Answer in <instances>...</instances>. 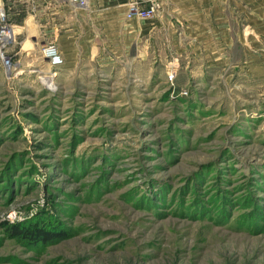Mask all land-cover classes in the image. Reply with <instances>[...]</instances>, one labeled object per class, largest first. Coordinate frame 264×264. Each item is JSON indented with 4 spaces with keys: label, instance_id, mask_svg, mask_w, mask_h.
<instances>
[{
    "label": "rangeland",
    "instance_id": "1",
    "mask_svg": "<svg viewBox=\"0 0 264 264\" xmlns=\"http://www.w3.org/2000/svg\"><path fill=\"white\" fill-rule=\"evenodd\" d=\"M172 37L135 38L130 74L0 62V264H264V97L180 73ZM36 218L64 237L4 228Z\"/></svg>",
    "mask_w": 264,
    "mask_h": 264
},
{
    "label": "crops",
    "instance_id": "2",
    "mask_svg": "<svg viewBox=\"0 0 264 264\" xmlns=\"http://www.w3.org/2000/svg\"><path fill=\"white\" fill-rule=\"evenodd\" d=\"M161 1L159 18L139 21L125 18L126 0H88L86 9L69 0H0L15 33L7 53L21 74L40 68L56 75L93 74V66L118 74V65L127 64L130 74L133 50H139L134 39L172 29L180 73L211 80L217 75L226 91L264 97V0ZM48 39L67 46H56L63 63L54 70L41 56ZM35 54L46 66L41 67L39 58L27 63Z\"/></svg>",
    "mask_w": 264,
    "mask_h": 264
},
{
    "label": "built area",
    "instance_id": "3",
    "mask_svg": "<svg viewBox=\"0 0 264 264\" xmlns=\"http://www.w3.org/2000/svg\"><path fill=\"white\" fill-rule=\"evenodd\" d=\"M74 6L81 9L88 7V0H69ZM161 0H126L125 18L127 20H152L161 8ZM15 42V33L13 27L9 24L6 14V8L0 3V62L5 74H17L16 64L7 49ZM41 56L46 60L51 69H56L62 65L63 59L58 52L56 45L46 44L41 48ZM42 73L39 71V74ZM55 78V72H49ZM50 76V75H49Z\"/></svg>",
    "mask_w": 264,
    "mask_h": 264
},
{
    "label": "trees",
    "instance_id": "4",
    "mask_svg": "<svg viewBox=\"0 0 264 264\" xmlns=\"http://www.w3.org/2000/svg\"><path fill=\"white\" fill-rule=\"evenodd\" d=\"M40 224L41 221L36 218L29 224L16 222L13 224L6 223L4 224V228L12 238L31 245L41 244L46 246L52 241L64 237L62 230L53 229Z\"/></svg>",
    "mask_w": 264,
    "mask_h": 264
},
{
    "label": "bare ground",
    "instance_id": "5",
    "mask_svg": "<svg viewBox=\"0 0 264 264\" xmlns=\"http://www.w3.org/2000/svg\"><path fill=\"white\" fill-rule=\"evenodd\" d=\"M16 71L19 72V71H21V70H20L19 68H16ZM21 73H22V71H21ZM17 74H18V73H17ZM40 74H43V73H40ZM47 76H48V75H47ZM50 76H51V75H50ZM50 76H49V77H50ZM52 81H53V78H52ZM51 85H53V83H52ZM51 85H50L49 87H47V88L50 89V88H51Z\"/></svg>",
    "mask_w": 264,
    "mask_h": 264
}]
</instances>
